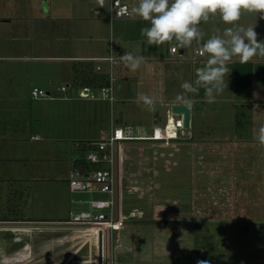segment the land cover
Wrapping results in <instances>:
<instances>
[{
    "label": "rangeland",
    "instance_id": "rangeland-1",
    "mask_svg": "<svg viewBox=\"0 0 264 264\" xmlns=\"http://www.w3.org/2000/svg\"><path fill=\"white\" fill-rule=\"evenodd\" d=\"M103 22L108 28V22ZM238 23L245 28L254 25L257 40L264 42V19L260 14L245 12ZM231 26L218 14L199 24L204 41L212 35H223L224 29ZM202 42L185 48L178 58L165 56L150 64L144 62L135 72L123 62L121 68L115 64L112 103L85 97L80 92L87 84L93 95L100 93V84L86 76L73 80L60 75L51 81L11 77L21 87V100H4L0 122L10 125L8 133H16L19 140L0 141V146L12 144L16 152L26 148V152L39 156L36 161L46 169L37 174H2L18 181L24 194L17 205L0 201V216H20L22 210L30 207L35 214L61 220L68 216L67 208L78 209L75 198H87L89 193L71 192L68 187L69 162L84 153L74 147L75 141L104 136L112 124H130L135 131L149 133L154 124L167 121V133L173 134L178 117L173 113L167 119L170 103L183 92L181 84L194 80L196 69L206 62V56L192 58V49ZM91 59L92 63L96 61ZM234 62L224 77L227 87L214 103L205 102L203 89L191 97L196 103L190 109V126L184 134L178 132L168 142L144 139L125 143L122 210L133 213L127 221L147 219L143 230L150 236L144 244L149 246L147 256L153 264H264V146L258 141V130L264 125V58L251 60L249 84L234 83ZM1 63L0 88H4L10 71ZM94 75L108 80V74ZM66 82L67 89L60 90ZM33 86L49 89L56 98H32ZM7 88L8 85L4 89ZM138 93L156 101L154 111L137 103ZM63 95L67 98H60ZM31 134H37L39 139L30 138ZM132 185L137 188L127 191ZM33 187L37 192L29 203L25 200ZM92 196L105 198L106 194L94 192ZM61 200L67 203L64 213H59ZM135 228L124 221L120 231L109 237V247L118 249L117 256L113 255L117 261H134L136 253L130 256L122 249L139 246L127 237L132 231L137 232ZM67 232L55 233L61 236ZM3 237L11 239L12 233L0 230L1 244ZM38 238L37 245L43 244ZM56 245L52 244L50 253L38 252L32 260L0 264H82L91 263V258L97 256L93 250L90 253L88 249H77L79 243L62 248ZM160 246L171 251L160 254ZM110 257L113 260L112 253Z\"/></svg>",
    "mask_w": 264,
    "mask_h": 264
},
{
    "label": "crops",
    "instance_id": "crops-1",
    "mask_svg": "<svg viewBox=\"0 0 264 264\" xmlns=\"http://www.w3.org/2000/svg\"><path fill=\"white\" fill-rule=\"evenodd\" d=\"M123 1L129 4L130 9L139 3V0ZM109 9L110 0H105V7L98 6V0H0V62L5 64L11 73L6 76L7 84L4 88L7 85L8 88H0V109L5 107H2L5 104L4 100H21L19 95L21 87L15 78L10 79L11 77H17L18 79L25 76L36 79L46 78L51 81L54 76L61 75L65 79L70 77L74 80L75 77L79 76H86L89 79L93 74L100 73V75H111L114 81L112 71L115 64H119L120 68L122 67L119 58L126 52L134 56H143L145 62L149 64L152 60L169 55L168 47L169 45H175L174 42L157 47L148 45L146 38L140 35V29L150 27V22L139 18L133 20L128 16L110 18ZM107 18L109 21H106ZM103 20L108 22V28ZM178 50L182 53L184 51L182 48ZM109 56L112 59H109ZM197 56L199 55H193L192 58L196 59ZM91 57L96 60L94 63L91 62ZM97 65H99V68L96 67ZM65 84L68 86L67 82ZM46 90L50 91L49 89ZM5 94L11 96L6 98ZM94 117H96V113ZM113 125L115 124L111 126ZM9 126L0 122V141L19 140L14 136L16 133H8ZM100 131H103V129ZM136 132L140 133L138 129ZM30 138L39 139V136L31 134ZM80 143V140L75 141L74 147L79 149ZM23 149L21 152H16L17 150H13L12 144L5 143L2 147L0 146V201L2 202H12V204L17 205L24 194L22 185L18 181H15V183L2 174H12L17 171H30L32 174H37L46 169L43 167L44 165L36 161L39 159L37 154H30L29 151H25L26 148ZM76 157L78 156L75 155L72 159ZM72 159L69 162L68 176L73 167ZM30 160L32 162L35 160V163H30ZM132 186L137 188V186ZM17 192H21L18 197H16ZM36 192V188L30 189L27 193L28 198L25 201L28 202L29 200L30 203ZM79 199L84 198H75V202L79 204L78 209L84 205ZM63 201L61 200L59 213H64L67 206L66 201L65 203ZM25 209L22 210L23 214L20 216H0V230L12 233L11 239L3 237L2 244L0 243V261L2 262H26L34 259L38 252L46 253L48 251L50 253L52 244H57L56 247L60 246L62 248L66 244L73 246L79 243L77 249H88L90 253L93 250L97 255L95 258H91V263L82 264L154 263L147 256L149 246L144 244L150 236H147L148 233L143 230L145 227L143 221H147L145 217H136L135 220L131 221H127L128 218L125 220L126 223L134 225L136 227L135 231H137H132L127 236L128 239L132 238L133 242L139 245L135 247L126 246L122 249L123 253L130 256L136 253V257H133L134 261L128 260L129 262H127V259L124 258L118 261L115 259L116 257L113 258L114 254L117 256L118 249H114V245L109 247L110 236H100L87 228L79 226L63 225L57 222L58 220L54 217L50 218V216L35 214L30 207ZM67 209L68 216L71 212L78 210ZM140 229H142V232ZM62 230L69 232L61 236L55 233ZM119 231L120 229L113 230L112 235L117 234ZM26 233H28L27 236ZM38 237L43 244L37 245L39 242L35 240ZM159 249L158 253L160 254L165 253V250L171 251L170 248L162 249L161 246ZM110 253H112L113 260H111ZM160 261L164 260L160 258ZM157 264L163 263L157 262Z\"/></svg>",
    "mask_w": 264,
    "mask_h": 264
},
{
    "label": "clouds",
    "instance_id": "clouds-1",
    "mask_svg": "<svg viewBox=\"0 0 264 264\" xmlns=\"http://www.w3.org/2000/svg\"><path fill=\"white\" fill-rule=\"evenodd\" d=\"M98 6L105 7V0H98ZM245 12L260 14L264 19V0H139L138 5L125 9L123 15L150 22V27L140 29L148 45L160 47L175 42L172 49L175 52L203 41L198 55L206 56V62L196 69L194 80L181 84L183 92L176 97L177 102L191 108L196 103L191 97L201 89L206 103L215 102L227 87L224 77L230 71V63L246 64L254 57L264 58V42L257 40L254 25L245 28L238 23ZM217 14L232 26L225 28L223 35H212L204 41L205 34L199 24ZM119 59L133 72L145 62L143 56L128 52ZM137 97V103L149 111L155 110L156 101L152 97L144 93H138ZM258 141L264 146V125L258 130Z\"/></svg>",
    "mask_w": 264,
    "mask_h": 264
},
{
    "label": "built area",
    "instance_id": "built-area-1",
    "mask_svg": "<svg viewBox=\"0 0 264 264\" xmlns=\"http://www.w3.org/2000/svg\"><path fill=\"white\" fill-rule=\"evenodd\" d=\"M125 9L130 10V6L123 0H110L109 15L110 18L122 17ZM175 45H169L167 58H177L182 52L172 51ZM200 47L193 48V55H198ZM107 58V57H106ZM109 59H112L110 56ZM99 68V65L96 66ZM113 77L108 76L106 83L100 84L99 95L95 96L90 92L88 85H83L80 92L85 97L107 100L110 103L114 100ZM67 85L62 84L61 90H66ZM32 98H56L50 91L33 86L30 90ZM67 96H61V98ZM173 116L170 108L168 116ZM175 120V132L168 134L166 130L167 121L164 125H154L149 134L137 133L130 124L113 125L104 135L90 142V147L84 150L83 155L75 159L82 158L86 164L73 166L67 178L68 187L71 192H85L89 196L79 199L84 203L80 209L70 213L69 217L58 220L63 225L79 226L87 228L92 232L109 237L113 230H119L123 222L133 213L127 214L122 210V194L124 191V154L125 143L132 140L151 139L155 141L168 142L169 138L177 136L178 132L184 134L185 129L181 122V115ZM167 116V119H168ZM174 119V118H173ZM102 163H106L102 165ZM133 187H128L127 191H132ZM94 192H103L105 198H96Z\"/></svg>",
    "mask_w": 264,
    "mask_h": 264
},
{
    "label": "trees",
    "instance_id": "trees-1",
    "mask_svg": "<svg viewBox=\"0 0 264 264\" xmlns=\"http://www.w3.org/2000/svg\"><path fill=\"white\" fill-rule=\"evenodd\" d=\"M252 62L250 61L249 63L246 64H240L238 61H235L233 63V68H232V77L233 81L237 85L241 84H249L251 82V75H252ZM91 82H97V84H103L107 82V79H102L101 77H96L95 75L91 78H89ZM105 80V81H104ZM94 139H87V140H81V143L79 144V149L85 150L88 147H90V142ZM80 164H86L87 163L82 159H75L73 161V166H77Z\"/></svg>",
    "mask_w": 264,
    "mask_h": 264
},
{
    "label": "water",
    "instance_id": "water-1",
    "mask_svg": "<svg viewBox=\"0 0 264 264\" xmlns=\"http://www.w3.org/2000/svg\"><path fill=\"white\" fill-rule=\"evenodd\" d=\"M191 108H187L182 103L172 102L170 103V110L172 113L180 114L182 119V126L184 128H188L190 126V110Z\"/></svg>",
    "mask_w": 264,
    "mask_h": 264
}]
</instances>
